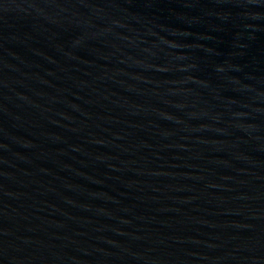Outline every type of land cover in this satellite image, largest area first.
<instances>
[{
	"label": "water",
	"instance_id": "1",
	"mask_svg": "<svg viewBox=\"0 0 264 264\" xmlns=\"http://www.w3.org/2000/svg\"><path fill=\"white\" fill-rule=\"evenodd\" d=\"M0 264H264V0H0Z\"/></svg>",
	"mask_w": 264,
	"mask_h": 264
}]
</instances>
